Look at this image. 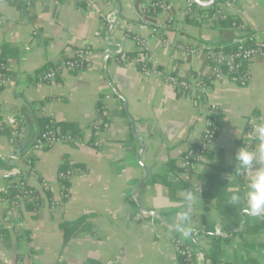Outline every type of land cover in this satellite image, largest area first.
Masks as SVG:
<instances>
[{"label":"crops","instance_id":"0c3cea01","mask_svg":"<svg viewBox=\"0 0 264 264\" xmlns=\"http://www.w3.org/2000/svg\"><path fill=\"white\" fill-rule=\"evenodd\" d=\"M94 1L82 7L74 1L0 0V59L9 68L0 122L20 118L26 131L17 142L11 128L0 131V155L13 164L0 169V190L22 178L36 195L32 208L13 209L12 217L11 204H0V264H181L173 243L180 229L189 241L198 235L196 255L204 264L208 240L197 232L206 206L215 232L225 238L220 261L264 264V227L245 232L264 216L244 210L221 216L217 198H203L207 186L199 179L213 166L235 167L248 115L264 122V52L252 60L248 84L240 86L226 74L213 75L201 50L222 47L235 31L185 23L188 0H174L172 7L162 0L156 13L150 0ZM108 15L112 29L103 22ZM229 15L264 41V0H235ZM80 48L90 51L83 69L42 80L45 67ZM167 73L212 78L199 99L167 85ZM210 102L221 107L215 149L185 172L182 158L200 141ZM98 103L110 114L107 129H92ZM42 118L79 130L74 141L35 155L34 170L49 182L48 190L24 162ZM76 167L83 174L69 182L65 198L58 172ZM248 175H223L231 194L243 195ZM187 189L195 194L191 203L184 199Z\"/></svg>","mask_w":264,"mask_h":264},{"label":"built area","instance_id":"2783aa9c","mask_svg":"<svg viewBox=\"0 0 264 264\" xmlns=\"http://www.w3.org/2000/svg\"><path fill=\"white\" fill-rule=\"evenodd\" d=\"M62 1H74L82 7H93L96 5L94 0ZM165 3L167 6L172 7L174 0H166ZM165 3L162 1L161 6L165 5ZM155 5L156 4H153V6ZM234 5L235 0H224L217 5V8L212 14H203L199 11L202 6L197 5L192 0H188L185 13L194 17L202 25L221 29L220 22L222 19L229 16V12ZM169 20L174 21L172 17ZM103 22L109 29L113 28L114 19L112 15L106 16ZM232 28L235 31L233 40L237 44L236 51L226 53L222 49L218 51L215 47L211 46H203L201 50L203 51L206 60L210 63L213 75L223 76V74H226L233 82L239 84L240 86H245L252 77L250 71V65L253 62L252 60L258 54L264 52V41L258 40L245 25L234 22L232 24ZM138 42L142 51L147 49L145 41L139 39ZM196 51L198 50L195 48L191 49V52ZM89 55L90 51L87 48L77 49L72 57L64 54L57 65L52 66L42 74V80L51 83L63 72H71L73 70H80L84 68ZM104 58L108 59L109 56L105 55ZM123 58H125L124 54ZM6 68L7 67H5V65H0V86L5 85L9 81V75L4 71ZM143 70L146 72L145 67ZM211 78L212 77L209 75L195 76L191 78L178 77L170 73L164 75V81L167 85H170L180 92L194 93L199 99L204 97L208 92ZM206 114V128L200 141L192 146L183 158L182 167L185 172H191L192 168H195L197 164L203 162L207 152L215 149V142L219 131L218 121L221 115V107L215 102H210L208 104ZM109 119L110 114L108 110L103 107V110L100 111L98 118L92 124V129L103 130L109 128ZM53 123H55V120L50 118L49 125H47L45 129L33 139L31 148L24 158V162L30 173L36 174V176L42 180V186L46 190L49 189V182L34 170L35 155L40 153V151L53 146L56 142H71L76 139V136L74 137L71 134L63 133L60 128L50 126L53 125ZM257 124H259V119L254 113L247 116L243 140L239 147L257 146L255 132V125ZM7 127L11 128L13 140L15 142L25 138V124L22 119L10 116L6 122H0V131H3ZM17 158V155L12 156L13 160ZM58 173L59 180L62 184V194H64L65 198H68L70 196L68 184L74 177H76V175L83 174L82 169L80 167L68 168L60 170ZM34 193L35 189L31 188L28 182L21 178L15 181L10 187L2 188L0 190V204L6 202L11 204L13 208L7 212V216L12 217L13 209H18L28 203L34 202ZM192 235L195 237L194 242L186 239L185 230L183 231L180 229L179 236L173 239L177 255L182 258L183 264H201L198 260V255H196L194 245L199 238L195 236L196 234ZM204 264H213V261L210 258H206ZM221 264L227 263L222 261Z\"/></svg>","mask_w":264,"mask_h":264},{"label":"trees","instance_id":"16d2710c","mask_svg":"<svg viewBox=\"0 0 264 264\" xmlns=\"http://www.w3.org/2000/svg\"><path fill=\"white\" fill-rule=\"evenodd\" d=\"M222 1H224V0H221L218 4H220ZM161 3H162V0H150V8H151L152 13H156L157 11H160L162 9ZM153 4H156V5L153 6ZM218 4H216L212 7H209V8L202 7V8H200L199 11L202 12L203 14H212L214 12V10L217 8ZM183 21L185 23H188V24H195V25H199V26L202 25L194 17L190 16L189 14L185 15V17L183 18ZM234 22L240 24V22L233 19L231 17V15H229L227 18L222 19V21L220 22L221 28H229V27L232 28V24ZM169 23L172 24L173 21L167 20V24H169ZM215 49L218 51L222 49L226 53L234 52L237 50V44L232 39L231 41L222 45V47L218 46ZM2 64L5 65V67H7L5 58L0 59V65H2ZM49 68H51V65L45 67L40 73L43 74ZM4 71L9 75V68L8 67L6 69H4ZM3 87H4L3 85L0 86V91L3 90L2 89ZM97 108H99L100 111L103 110L102 103H98ZM40 122H41V127H40L41 129L40 130L42 132L45 129V127L47 125H49V119L42 118V119H40ZM50 126H52L54 128H60V130H62L63 133L71 134L74 137L76 136L75 134L79 132L76 124L74 125L71 123L55 122V123H53V125H50ZM8 131L10 134L11 130H8ZM208 153L209 152H207L206 154H208ZM184 156H183V158H184ZM183 158H182V162H183ZM172 163L173 162H170V165ZM12 166H13L12 163H10L9 161H6L0 155V169H7L8 170V169H11ZM181 169L183 170V167ZM227 172L236 173L235 167L213 166L211 171H208L204 174L199 175V179L201 181L205 182L206 186H207L206 189L204 190L203 194H202L203 198H205V197L208 198L211 196L216 197L217 203L215 204V208L218 210L219 214L223 217L230 216L234 212L241 214L244 210V207H245L243 201H241L240 204L235 205V206L230 202L232 185L229 183L228 179H225L223 177V175L226 174ZM239 188L241 190H243V185L240 184L238 186V189ZM34 197H36L35 193H34ZM32 204L33 203H28L27 206L29 208H32L33 207ZM209 208H211V207L206 206L204 209L205 213L199 217V220H198L199 225H198V232L197 233L204 234V236L208 240V247L206 249H204V255H206L207 258L212 259L213 264H221L222 261H220L219 257H220V253L222 250V246L225 242V238L221 234H218L215 232V226L209 220V215H208L209 210H210ZM263 227H264V220L256 219L254 224L251 225L248 223V225L245 227V232H248V231L254 232V231L262 229ZM194 245H195V249H196V244H194ZM180 260H181V264H183V260L181 257H180ZM252 264H256L255 261H253Z\"/></svg>","mask_w":264,"mask_h":264},{"label":"clouds","instance_id":"9594fccd","mask_svg":"<svg viewBox=\"0 0 264 264\" xmlns=\"http://www.w3.org/2000/svg\"><path fill=\"white\" fill-rule=\"evenodd\" d=\"M256 147L241 146L235 154V172L248 175L243 195L233 192L230 202L235 206L244 202V212L252 217L264 216V122L255 125ZM195 194L191 189L184 193L186 202L191 203Z\"/></svg>","mask_w":264,"mask_h":264},{"label":"water","instance_id":"95a60500","mask_svg":"<svg viewBox=\"0 0 264 264\" xmlns=\"http://www.w3.org/2000/svg\"><path fill=\"white\" fill-rule=\"evenodd\" d=\"M192 1H194L199 6H202L204 8H209L218 4L221 0H192Z\"/></svg>","mask_w":264,"mask_h":264}]
</instances>
